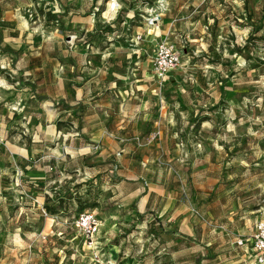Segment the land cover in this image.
<instances>
[{
    "label": "rangeland",
    "instance_id": "1",
    "mask_svg": "<svg viewBox=\"0 0 264 264\" xmlns=\"http://www.w3.org/2000/svg\"><path fill=\"white\" fill-rule=\"evenodd\" d=\"M262 220L264 0H0V264H254Z\"/></svg>",
    "mask_w": 264,
    "mask_h": 264
},
{
    "label": "built area",
    "instance_id": "2",
    "mask_svg": "<svg viewBox=\"0 0 264 264\" xmlns=\"http://www.w3.org/2000/svg\"><path fill=\"white\" fill-rule=\"evenodd\" d=\"M160 21L159 14L155 11L149 15L147 25L156 27ZM140 39V38H138ZM180 62L178 51L165 41L159 42L155 49L154 72L158 79H165L169 72L175 70ZM77 229L87 237H92L98 233V221L94 214L83 213L76 221ZM243 245V242H238ZM249 245L253 254L254 264H264V220L255 226L254 234L250 236Z\"/></svg>",
    "mask_w": 264,
    "mask_h": 264
},
{
    "label": "crops",
    "instance_id": "3",
    "mask_svg": "<svg viewBox=\"0 0 264 264\" xmlns=\"http://www.w3.org/2000/svg\"><path fill=\"white\" fill-rule=\"evenodd\" d=\"M160 24V22L158 23ZM158 26L149 28L150 34L146 37L140 36V41L138 42L139 49H142L143 42L151 40V38L156 39V47L161 41L166 40H161L160 37L157 35L158 32ZM155 47V49H156ZM166 79V78H165ZM137 203L135 207V214L138 215H145L147 216H154L155 218L161 217V216H166L168 211L172 210V207L177 205V198L175 196L174 191H166V190H152L149 188H142L140 191L139 195L137 196ZM181 213L179 211H175V215H180ZM172 220H175L173 217L168 220L170 223ZM183 223H181V228H183L184 231L183 234L190 236L194 232V227L188 222V220L185 222V220H182Z\"/></svg>",
    "mask_w": 264,
    "mask_h": 264
},
{
    "label": "bare ground",
    "instance_id": "4",
    "mask_svg": "<svg viewBox=\"0 0 264 264\" xmlns=\"http://www.w3.org/2000/svg\"><path fill=\"white\" fill-rule=\"evenodd\" d=\"M113 6V5H112Z\"/></svg>",
    "mask_w": 264,
    "mask_h": 264
}]
</instances>
